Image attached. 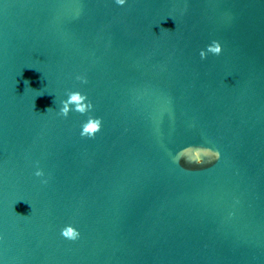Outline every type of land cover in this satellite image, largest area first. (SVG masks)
Returning a JSON list of instances; mask_svg holds the SVG:
<instances>
[{"label":"water","instance_id":"95a60500","mask_svg":"<svg viewBox=\"0 0 264 264\" xmlns=\"http://www.w3.org/2000/svg\"><path fill=\"white\" fill-rule=\"evenodd\" d=\"M0 264H264V0H0Z\"/></svg>","mask_w":264,"mask_h":264},{"label":"clouds","instance_id":"9594fccd","mask_svg":"<svg viewBox=\"0 0 264 264\" xmlns=\"http://www.w3.org/2000/svg\"><path fill=\"white\" fill-rule=\"evenodd\" d=\"M127 0H115V3L119 6L125 5ZM168 30V29H166ZM222 52V46L218 41H213L210 45L207 46L206 50L200 51V57L201 59H205L208 55V53H211L213 55H219ZM77 79L81 80L83 83H86V79L83 77H77ZM26 82H28L26 80ZM67 98L61 101V107L59 110V115L63 117H67L71 111H76L80 113L81 115L87 114L90 112L93 108V105L91 101L88 100L87 96L85 94H82L79 91H69L67 94ZM51 108H48L50 110ZM102 127V120L100 118H95L89 116V118L82 124L80 135L82 137H89L94 138L96 133H98L101 130ZM188 149H191L194 154V159H189L190 162L195 163L196 165H200L204 163L203 159H201L202 156L209 157L210 159H217L219 157V153L212 151L208 148H200V147H188ZM185 149L182 151L184 152ZM35 175L37 177H42L44 175L43 171L38 169L35 172ZM46 183V181H44ZM61 235L68 240L75 241L79 238L80 233L79 231L72 226L71 224L66 225L61 229Z\"/></svg>","mask_w":264,"mask_h":264}]
</instances>
